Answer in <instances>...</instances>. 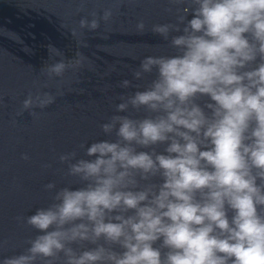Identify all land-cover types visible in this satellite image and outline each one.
I'll return each instance as SVG.
<instances>
[{
	"label": "clouds",
	"instance_id": "9594fccd",
	"mask_svg": "<svg viewBox=\"0 0 264 264\" xmlns=\"http://www.w3.org/2000/svg\"><path fill=\"white\" fill-rule=\"evenodd\" d=\"M172 4L174 22L151 28L170 51L141 60L142 84L121 82L136 90L99 125L105 139L58 156L67 182L17 217L38 234L0 264H264V0ZM48 53L61 57L48 80L86 61ZM63 95L29 92L17 115L39 119Z\"/></svg>",
	"mask_w": 264,
	"mask_h": 264
},
{
	"label": "water",
	"instance_id": "95a60500",
	"mask_svg": "<svg viewBox=\"0 0 264 264\" xmlns=\"http://www.w3.org/2000/svg\"><path fill=\"white\" fill-rule=\"evenodd\" d=\"M106 9L112 11L107 21ZM84 18L97 19L99 27L80 29ZM141 21L143 32L137 28ZM172 22V0H0V261L22 253L38 234L17 217L47 206L44 185L67 182L58 156L85 140L105 139L99 125L114 114L121 95L136 90L120 87L121 82L142 84L133 78L141 60L170 51L151 28ZM49 45L63 53L65 62L77 53L86 61L79 70L48 80L40 69L61 59H49ZM58 89L64 95L55 103L33 109L41 113L39 119L29 111L17 115L29 92L55 95Z\"/></svg>",
	"mask_w": 264,
	"mask_h": 264
}]
</instances>
